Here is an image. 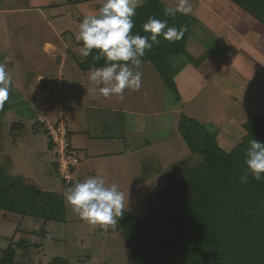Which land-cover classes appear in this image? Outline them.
<instances>
[{
  "label": "rangeland",
  "instance_id": "374dc122",
  "mask_svg": "<svg viewBox=\"0 0 264 264\" xmlns=\"http://www.w3.org/2000/svg\"><path fill=\"white\" fill-rule=\"evenodd\" d=\"M35 1L0 0V63L7 64L12 76L9 109L0 123V186L24 179L57 194L63 199L64 221H47L44 236L37 237L31 232L42 228V221H20L19 216L0 211V256L9 244L21 240L32 246L16 251V263L49 264L61 257L69 264H130V250L120 230L84 222L65 202L63 193L72 185L59 178L54 150L38 119L52 125L60 120L69 132L79 130L77 142L70 145L79 160L72 174L77 182L90 176L116 182L125 196L124 212L147 217L167 208L169 192L181 183L185 186V172L201 160L183 140L178 128L182 121L188 118L201 130L227 131L232 136L239 130L236 122L249 120L251 112L242 109L234 94L242 78L220 74L194 100L182 103L151 64L141 63L138 91L125 89L123 99L105 98L90 82L89 71L79 68L85 57L76 45L78 26L67 25L60 6L52 10L54 18L42 8L44 19L35 11L39 6ZM69 5L82 17L99 8L89 12L85 2L76 0ZM65 29L68 33L61 34ZM221 30L228 32V27ZM46 42L53 50H45ZM181 58L168 61L173 65ZM257 80L264 91V79ZM252 115L264 116L262 101ZM229 117L235 123L230 124ZM12 122L24 128L10 133ZM222 137H216L222 150L235 148L237 135L229 141ZM19 223L22 232L16 230Z\"/></svg>",
  "mask_w": 264,
  "mask_h": 264
},
{
  "label": "trees",
  "instance_id": "16d2710c",
  "mask_svg": "<svg viewBox=\"0 0 264 264\" xmlns=\"http://www.w3.org/2000/svg\"><path fill=\"white\" fill-rule=\"evenodd\" d=\"M133 17V33L148 35L142 24L149 16L167 20L168 26L185 29L181 40L169 42L160 37V44L146 50L141 63H149L166 88L177 95L172 75L168 72V58L186 54V43L193 23L192 17L177 13L165 16L167 6L162 0H140ZM264 24V0H229ZM78 45V43H77ZM103 65L89 56L79 65L82 71ZM178 96V95H177ZM6 101L0 108V123L8 111ZM181 135L192 154L200 162L185 172L186 184L169 192L165 210L147 217H135L126 212L118 217L114 230H120L130 250V264H264V180L257 181L250 174L241 182L248 142H264V117H255L243 125L246 132L241 142L230 152L222 150L217 132L202 130L200 141H194L183 129ZM50 146L52 144L50 142ZM0 211L42 221V228L32 236L43 237L47 221H64L63 199L57 194L38 189L31 180L16 181L0 186ZM20 224L17 231L20 229ZM18 240L1 251L0 264L15 262L16 251L30 248ZM49 264H69L61 257Z\"/></svg>",
  "mask_w": 264,
  "mask_h": 264
},
{
  "label": "clouds",
  "instance_id": "9594fccd",
  "mask_svg": "<svg viewBox=\"0 0 264 264\" xmlns=\"http://www.w3.org/2000/svg\"><path fill=\"white\" fill-rule=\"evenodd\" d=\"M138 0H103L94 15L85 16L74 34L78 53L82 57H93L94 62L103 59L89 69L88 78L105 98L115 95L123 99L125 89L138 91L142 86V72L137 70L146 50L160 44V37L179 41L185 29L169 27L167 20L149 16L142 24L148 35L133 33ZM189 15L192 6L189 0H177L176 6H165V16ZM12 76L7 64L0 63V108L9 99ZM245 150V169L240 176L247 182L249 174L257 181L264 180V142L252 139ZM63 197L72 211L84 222L102 228L117 225L118 217L125 211V196L116 182L107 183L103 177L90 176L68 187Z\"/></svg>",
  "mask_w": 264,
  "mask_h": 264
},
{
  "label": "crops",
  "instance_id": "0c3cea01",
  "mask_svg": "<svg viewBox=\"0 0 264 264\" xmlns=\"http://www.w3.org/2000/svg\"><path fill=\"white\" fill-rule=\"evenodd\" d=\"M43 1L44 6L42 5ZM71 1L36 0L34 4L39 6L36 5L35 11L45 19L46 16L42 15V8H45L50 12V17L54 18L57 16L52 13V10H56L55 8L60 6L65 13L67 25L78 26L84 17L73 10L74 7L69 5ZM76 1L85 2L89 7V12H93L99 7L96 6L99 0ZM162 1L172 7H175L177 3V0ZM139 2L141 1L139 0ZM189 3L192 6V13L189 16L192 17L193 23L185 47L186 54L179 56L182 57L181 59L173 61V65L168 61V66L171 67L169 73H172L178 99L181 98L182 103L191 102L209 82H212L220 74L227 77L232 75L234 78L238 76L242 78L244 86L239 83L234 94L238 96L239 100L237 97L236 99L240 102L242 109L245 112H251L248 121L255 117H264L252 115L261 101L264 103V91L261 83L257 80L259 77L264 79V25L229 0H189ZM226 26L228 32L226 30L223 32L221 29H225ZM218 28L221 29L218 30ZM63 32L68 33L66 29L61 34ZM44 48L46 51L53 50V45L46 42ZM188 57L189 59H187ZM249 84L251 87H248ZM235 121L233 117H229L230 124ZM248 121L236 122L235 125L239 130L231 133L232 136L227 131L222 134L216 131L217 135L223 136L221 140L224 141L232 140L234 135H237L235 143L239 144L246 134L243 125ZM67 132L70 145L73 141L76 143L79 130L73 133L67 129ZM19 181H24V179Z\"/></svg>",
  "mask_w": 264,
  "mask_h": 264
},
{
  "label": "built area",
  "instance_id": "2783aa9c",
  "mask_svg": "<svg viewBox=\"0 0 264 264\" xmlns=\"http://www.w3.org/2000/svg\"><path fill=\"white\" fill-rule=\"evenodd\" d=\"M38 122L43 125L44 131L52 144L56 156V172L59 178L66 185H74L77 180L72 174L79 160L71 149L65 124L60 120L54 125L43 119H38Z\"/></svg>",
  "mask_w": 264,
  "mask_h": 264
},
{
  "label": "water",
  "instance_id": "95a60500",
  "mask_svg": "<svg viewBox=\"0 0 264 264\" xmlns=\"http://www.w3.org/2000/svg\"><path fill=\"white\" fill-rule=\"evenodd\" d=\"M24 128V125L20 122H12L9 128V132H18ZM183 129L189 134L192 140L200 141L202 138V130L199 126L192 122H186Z\"/></svg>",
  "mask_w": 264,
  "mask_h": 264
}]
</instances>
